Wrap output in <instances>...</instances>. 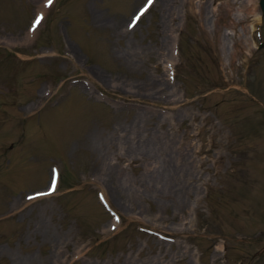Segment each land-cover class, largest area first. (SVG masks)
<instances>
[{
  "label": "rangeland",
  "instance_id": "rangeland-1",
  "mask_svg": "<svg viewBox=\"0 0 264 264\" xmlns=\"http://www.w3.org/2000/svg\"><path fill=\"white\" fill-rule=\"evenodd\" d=\"M0 264H264L259 0H0Z\"/></svg>",
  "mask_w": 264,
  "mask_h": 264
},
{
  "label": "bare ground",
  "instance_id": "bare-ground-1",
  "mask_svg": "<svg viewBox=\"0 0 264 264\" xmlns=\"http://www.w3.org/2000/svg\"><path fill=\"white\" fill-rule=\"evenodd\" d=\"M204 4H202V6H203ZM246 46V45H245ZM244 48V47H243ZM182 100V99H181ZM185 101V100H184ZM175 102V101H174ZM179 103V102H178ZM177 107H179V106H177ZM139 115V114H138ZM141 116H143L142 114H141ZM140 119V118H139ZM147 119V118H146ZM138 121V120H137ZM133 122V121H132ZM161 123V122H160ZM156 135H154V137H155ZM154 137H152V138H154ZM157 137V136H156ZM164 137V136H163ZM146 138H147V136H146ZM160 138H161V136H160ZM142 139V138H141ZM158 139V138H157ZM154 140V139H153ZM173 140V139H172ZM150 141V140H149ZM176 141H178V140H176ZM143 142V141H142ZM169 142H171L172 143V141H170V139H169ZM140 143V142H139ZM150 143H152V142H150ZM156 143V142H155ZM175 143V142H174ZM148 144V143H147ZM146 144V145H147ZM154 144V143H153ZM160 144V143H159ZM158 144V145H159ZM142 145H143V143H142ZM175 145H176V143H175ZM149 146V145H148ZM150 146H152V144L150 145ZM163 146H164V144H163ZM166 147V146H165ZM168 147V146H167ZM144 148H146V146L144 147ZM156 148V147H155ZM137 149V148H136ZM158 149V148H157ZM157 149H155V150H157ZM171 149V148H170ZM142 150V149H141ZM140 150V151H141ZM146 150H148V149H146ZM134 152H135V148H134V150H133ZM134 152H133V154H134ZM147 152V151H146ZM172 152V151H171ZM177 152V151H176ZM175 152V153H176ZM180 152H182V151H180ZM168 153V152H167ZM136 154H137V152H136ZM139 154V153H138ZM179 154V153H178ZM182 154V153H181ZM180 154V155H181ZM175 155V154H174ZM179 155V156H180ZM168 156V155H167ZM173 156V155H172ZM176 156V155H175ZM174 156V157H175ZM184 156V155H183ZM139 157H141V156H139ZM154 158V157H153ZM186 158V157H185ZM157 159V158H156ZM155 160V159H154ZM175 162V161H174ZM187 162L188 161H186V164H187ZM148 163V162H147ZM150 163V165H151V162H149ZM149 163H148V165H149ZM171 163V162H170ZM154 164V163H153ZM159 164V163H158ZM172 164H173V162H172ZM171 164V165H172ZM142 165V164H141ZM145 166L147 165V164H144ZM183 167V166H182ZM181 167V168H182ZM144 168V167H143ZM177 168V166H175V165H173V167H172V170H171V168H170V166L166 169V171L162 168L161 170H159L158 169V167H149L148 168V170H149V173H148V175H147V177L149 178V182H152L153 181V179H154V182L156 181V183L157 182H160V184H161V181H164V182H169L170 183V180H174L175 178H177L178 176L176 175V173H178V172H174L173 170L174 169H176ZM181 168H180V166H178V169H177V171L179 170V172L181 171ZM185 168V167H184ZM147 169V168H146ZM155 170V171H154ZM182 170H183V168H182ZM157 171V173L155 174V172ZM173 171V172H172ZM143 172V171H142ZM194 172V171H193ZM145 173V172H144ZM186 173V172H185ZM181 174V173H180ZM186 174H188V173H186ZM193 175V174H192ZM181 176V178H182V175H180ZM179 176V177H180ZM190 176V175H189ZM184 178V177H183ZM190 179V178H189ZM134 180V179H133ZM135 182V181H134ZM144 182V181H143ZM142 182V183H143ZM176 182V181H175ZM177 182H179L178 180H177ZM185 183H187V182H185ZM58 184H59V181H58V183H57V186H58ZM151 184V183H150ZM159 184V185H160ZM162 185H164V183L162 184ZM168 185V184H167ZM166 185V186H167ZM171 185V184H170ZM174 185V184H173ZM148 186V185H147ZM161 186V185H160ZM181 187V186H180ZM150 188V187H149ZM155 188H157V187H155ZM158 188H159V186H158ZM165 188V187H164ZM163 188V189H164ZM152 189V188H151ZM167 190H168V187L166 188ZM170 189V188H169ZM172 189V188H171ZM177 189V188H176ZM57 190V188H55V191ZM182 190V189H181ZM161 191V190H160ZM164 192V191H163ZM162 192V193H163ZM169 192V191H168ZM181 192H183V191H181ZM164 194V193H163ZM166 194V193H165ZM169 194V193H168ZM171 195V194H170ZM186 195V194H185ZM180 196V195H179ZM173 198V197H172ZM176 198V197H175ZM185 201V200H184Z\"/></svg>",
  "mask_w": 264,
  "mask_h": 264
},
{
  "label": "water",
  "instance_id": "water-1",
  "mask_svg": "<svg viewBox=\"0 0 264 264\" xmlns=\"http://www.w3.org/2000/svg\"><path fill=\"white\" fill-rule=\"evenodd\" d=\"M259 4H260L262 12H264V0H259Z\"/></svg>",
  "mask_w": 264,
  "mask_h": 264
},
{
  "label": "snow or ice",
  "instance_id": "snow-or-ice-1",
  "mask_svg": "<svg viewBox=\"0 0 264 264\" xmlns=\"http://www.w3.org/2000/svg\"><path fill=\"white\" fill-rule=\"evenodd\" d=\"M152 2V0H149V3H151ZM49 3H51V0H49ZM139 17H137V19H138ZM39 23V18L37 19V24ZM54 187H55V185L53 184V189H54Z\"/></svg>",
  "mask_w": 264,
  "mask_h": 264
}]
</instances>
